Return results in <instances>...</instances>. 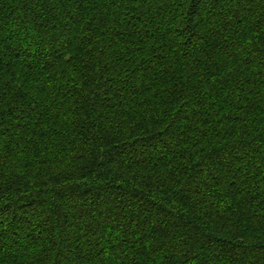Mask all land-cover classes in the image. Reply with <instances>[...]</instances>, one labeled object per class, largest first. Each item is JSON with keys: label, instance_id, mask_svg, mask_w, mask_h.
I'll use <instances>...</instances> for the list:
<instances>
[{"label": "trees", "instance_id": "trees-1", "mask_svg": "<svg viewBox=\"0 0 264 264\" xmlns=\"http://www.w3.org/2000/svg\"><path fill=\"white\" fill-rule=\"evenodd\" d=\"M0 264H264V0H0Z\"/></svg>", "mask_w": 264, "mask_h": 264}]
</instances>
